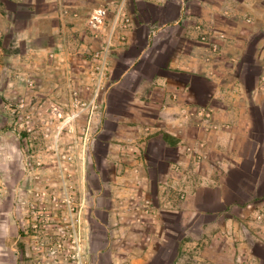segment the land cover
Segmentation results:
<instances>
[{
	"label": "crops",
	"instance_id": "obj_1",
	"mask_svg": "<svg viewBox=\"0 0 264 264\" xmlns=\"http://www.w3.org/2000/svg\"><path fill=\"white\" fill-rule=\"evenodd\" d=\"M96 2L0 0V13L25 7L49 19L47 32L67 34L78 29L71 12ZM116 6L102 7L113 16ZM125 10L131 23L112 56L133 62L118 83H141L124 110L158 116L112 137L125 144L110 143V156L127 162L106 182L111 239L96 264H264V0H126ZM122 202L142 218L116 212Z\"/></svg>",
	"mask_w": 264,
	"mask_h": 264
},
{
	"label": "rangeland",
	"instance_id": "obj_2",
	"mask_svg": "<svg viewBox=\"0 0 264 264\" xmlns=\"http://www.w3.org/2000/svg\"><path fill=\"white\" fill-rule=\"evenodd\" d=\"M120 1L98 0L88 11L76 8L69 19L78 29L67 34L47 32L49 19L29 15L25 7L16 15L0 13V264H81L80 251L84 264H96L97 251L111 239L106 182L127 162L110 156V143L125 144L112 137L123 135L133 121L158 116L124 110L131 89L141 83L138 77L118 83L133 64L125 53L113 57V46L107 61L97 56L104 41L92 34L88 18L96 8ZM6 19L22 20V29L5 30ZM34 23L38 29L31 31ZM137 48L127 54L135 57ZM247 81L252 85L255 79ZM195 85L203 102L205 86ZM123 203L116 212L142 218L140 209Z\"/></svg>",
	"mask_w": 264,
	"mask_h": 264
},
{
	"label": "built area",
	"instance_id": "obj_3",
	"mask_svg": "<svg viewBox=\"0 0 264 264\" xmlns=\"http://www.w3.org/2000/svg\"><path fill=\"white\" fill-rule=\"evenodd\" d=\"M125 4L126 0L118 3L109 26H107V23L109 22L110 10L107 7L96 8L88 18V26L92 34L104 41L103 51H101V54H97L101 62L107 61L109 52L114 46V40L120 25H122L123 30H126L131 23V18L125 10ZM80 261H82L81 264H84V257L81 251L78 252V263Z\"/></svg>",
	"mask_w": 264,
	"mask_h": 264
}]
</instances>
